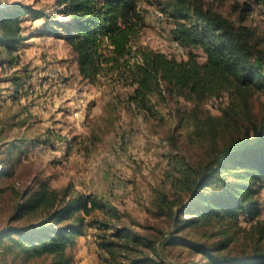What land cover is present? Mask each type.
Here are the masks:
<instances>
[{
  "label": "rangeland",
  "instance_id": "rangeland-1",
  "mask_svg": "<svg viewBox=\"0 0 264 264\" xmlns=\"http://www.w3.org/2000/svg\"><path fill=\"white\" fill-rule=\"evenodd\" d=\"M167 1L138 0L139 44L177 60L205 62L201 46L174 35V21L163 10ZM202 1L252 28L264 60V0ZM62 7L60 0H0V14H18L0 20V185L7 188V197L0 198V233L19 222L10 218L16 198L10 184L25 186L34 177L70 196H94L104 207L85 216L83 232L60 256L26 258L9 236L0 237V264H203V255L181 239L264 252L263 180L250 190L251 211L187 225L182 220L193 213L170 216L159 197L189 202L186 180L196 168L229 149L255 144V128L264 126V84L241 86L217 76L213 91L169 93L160 79L164 98L154 113L126 107L127 87L108 74L95 80L82 75L78 53L59 24L68 20ZM15 75L21 79L17 86ZM116 93L122 102L110 113L107 103ZM119 230L130 238L117 235ZM113 240L124 244L117 257L105 243Z\"/></svg>",
  "mask_w": 264,
  "mask_h": 264
},
{
  "label": "trees",
  "instance_id": "trees-1",
  "mask_svg": "<svg viewBox=\"0 0 264 264\" xmlns=\"http://www.w3.org/2000/svg\"><path fill=\"white\" fill-rule=\"evenodd\" d=\"M60 2L63 4L61 11L68 20L59 21V24L78 53L82 75L95 80L100 73L108 74L115 85L127 87L126 107L154 113L156 103L164 98L160 79L169 93L178 89L193 93L213 91L211 81L217 76L227 81L236 80L241 86L257 81L264 84V60L252 28L243 22L235 23L202 0H168L163 10L173 19V33L178 40L204 49L207 60L203 63L195 58L177 60L139 44L142 14L138 0ZM32 12L36 16L45 15L42 11ZM17 16L14 12H6L0 14V20L10 22ZM20 80L16 75L13 78L16 86ZM120 102V93L112 95L107 103L108 111L114 112ZM255 136L259 139L253 146L229 149L196 168L195 176L186 180L191 191L189 202L182 203L181 196L169 198L165 193L160 194L165 213L173 217L193 213L194 216L182 220L187 225L199 218L205 220L254 209L250 190L258 181H264L263 125L255 128ZM3 175L9 178L12 173L4 172ZM9 189L16 197L10 218L19 222L6 227L0 237L9 236L11 243L18 245L30 259L62 255L72 243L74 234L83 232L85 216L104 207L94 196H70L68 191L51 186L45 178L34 177L30 184L20 187L10 184ZM6 190L0 185V198L7 197ZM179 203L181 209L178 211L176 205ZM116 234L131 236L120 230ZM179 241L200 252L205 259L203 264H264L262 251L240 253L223 250V243ZM105 243L114 257L124 245L114 240Z\"/></svg>",
  "mask_w": 264,
  "mask_h": 264
}]
</instances>
